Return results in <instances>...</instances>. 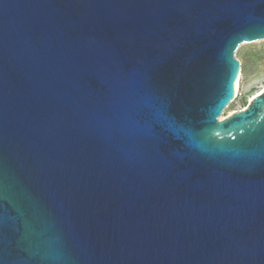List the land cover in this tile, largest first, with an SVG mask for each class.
I'll use <instances>...</instances> for the list:
<instances>
[{"label":"water","instance_id":"obj_1","mask_svg":"<svg viewBox=\"0 0 264 264\" xmlns=\"http://www.w3.org/2000/svg\"><path fill=\"white\" fill-rule=\"evenodd\" d=\"M264 0H0V264H264Z\"/></svg>","mask_w":264,"mask_h":264},{"label":"rangeland","instance_id":"obj_2","mask_svg":"<svg viewBox=\"0 0 264 264\" xmlns=\"http://www.w3.org/2000/svg\"><path fill=\"white\" fill-rule=\"evenodd\" d=\"M235 56L240 62L238 92L228 107L223 109L219 120L234 111L244 109L250 97L264 88V40L240 45Z\"/></svg>","mask_w":264,"mask_h":264},{"label":"bare ground","instance_id":"obj_3","mask_svg":"<svg viewBox=\"0 0 264 264\" xmlns=\"http://www.w3.org/2000/svg\"><path fill=\"white\" fill-rule=\"evenodd\" d=\"M240 70L238 69V71H237V74H236V78H235V95H237V92H238V87H239V80H240ZM262 90H264V88L262 89ZM261 90V91H262ZM260 91V92H261ZM260 92H257L255 95H257V94H259ZM255 95H253L252 97H250V99L249 100H251ZM223 111V110H222ZM233 113V112H232ZM227 117V116H226ZM223 118H225V117H223ZM223 118H221V119H223Z\"/></svg>","mask_w":264,"mask_h":264},{"label":"built area","instance_id":"obj_4","mask_svg":"<svg viewBox=\"0 0 264 264\" xmlns=\"http://www.w3.org/2000/svg\"><path fill=\"white\" fill-rule=\"evenodd\" d=\"M235 97H236V95H235ZM235 97H234V98H235Z\"/></svg>","mask_w":264,"mask_h":264}]
</instances>
